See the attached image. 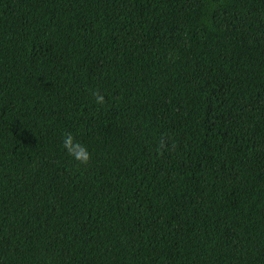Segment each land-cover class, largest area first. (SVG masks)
I'll use <instances>...</instances> for the list:
<instances>
[{
  "label": "trees",
  "instance_id": "1",
  "mask_svg": "<svg viewBox=\"0 0 264 264\" xmlns=\"http://www.w3.org/2000/svg\"><path fill=\"white\" fill-rule=\"evenodd\" d=\"M0 264H264V0H0Z\"/></svg>",
  "mask_w": 264,
  "mask_h": 264
},
{
  "label": "clouds",
  "instance_id": "2",
  "mask_svg": "<svg viewBox=\"0 0 264 264\" xmlns=\"http://www.w3.org/2000/svg\"><path fill=\"white\" fill-rule=\"evenodd\" d=\"M91 94L93 97H95L97 104L103 105L105 103V97L99 92V90L92 91ZM63 147L68 152V154L80 164L87 165L90 162L91 155L89 151L85 146L76 141L71 133L64 134ZM163 147L164 141L162 139L160 143V149H163Z\"/></svg>",
  "mask_w": 264,
  "mask_h": 264
}]
</instances>
